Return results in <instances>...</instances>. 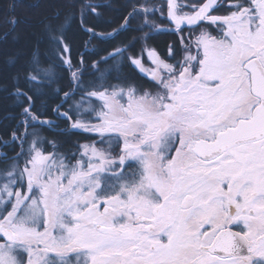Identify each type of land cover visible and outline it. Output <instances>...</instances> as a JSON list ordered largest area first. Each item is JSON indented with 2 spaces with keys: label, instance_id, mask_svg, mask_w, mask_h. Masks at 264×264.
Returning <instances> with one entry per match:
<instances>
[{
  "label": "snow or ice",
  "instance_id": "6c2138e0",
  "mask_svg": "<svg viewBox=\"0 0 264 264\" xmlns=\"http://www.w3.org/2000/svg\"><path fill=\"white\" fill-rule=\"evenodd\" d=\"M66 7L46 29L71 75L53 109L68 127L41 119L35 96L14 86L27 104L24 131L0 145L20 149L0 153V264H264V0H126L110 31L85 22L110 3ZM74 20L86 48L139 37L93 60L85 83L66 36ZM173 29L181 55L173 44L163 58L148 41ZM137 38L140 57L126 56ZM53 76L37 48L25 82L39 91ZM45 127L90 142L61 151Z\"/></svg>",
  "mask_w": 264,
  "mask_h": 264
},
{
  "label": "trees",
  "instance_id": "16d2710c",
  "mask_svg": "<svg viewBox=\"0 0 264 264\" xmlns=\"http://www.w3.org/2000/svg\"><path fill=\"white\" fill-rule=\"evenodd\" d=\"M159 1V0H155ZM68 0H0V145L5 141H11L12 132H23V127H18L21 112L27 102L22 105L17 102L13 95L14 86L18 83L30 95L35 96L34 112L39 113L41 119L55 121L60 129L68 127V121L65 119L57 120V114L53 109L63 100V93L70 91L71 75L67 67L59 59V55L54 51L53 47L47 43L46 25L49 23H60L64 15L69 11L66 7ZM102 3H110L111 8L103 10V16L94 19L89 16L86 18L88 26H95L98 31L108 30L117 27L121 22L120 16L123 12L122 5L126 0H100ZM14 5L11 12H8L7 6ZM57 15L59 18H57ZM159 16V13L157 14ZM10 17L16 20L15 26L9 24ZM136 22H134L135 25ZM163 24L166 25L165 20ZM7 33V36H5ZM160 44L156 46L158 51H163L166 41L171 37L169 34L153 33ZM66 36L71 46V58L74 65L80 64L81 55L87 62V71L84 73V81L87 83L92 78V62L98 60L100 56H104L112 47L123 41L128 44L133 37H139V33L129 31L122 35L117 41L98 44L96 40H92L88 48L85 42L88 41L89 35L82 31L78 20H74L66 29ZM175 43L174 41H170ZM149 45V41H148ZM144 47L143 42L137 40L131 44L130 51L125 55H135L140 57L141 50ZM39 49L40 58L45 67L52 66L54 76L52 83H46L39 91L29 87L25 82L24 72L29 67V61L34 50ZM143 62L146 61L145 53L142 57ZM105 66L101 65L103 69ZM124 73L139 78L140 74L136 72L130 63L125 62L123 65ZM19 75V80L13 78ZM144 79V78H143ZM145 81V79H144ZM78 99V97H77ZM71 103V102H69ZM69 108V104H64L61 111ZM41 135L48 139H55L61 145V151H67L75 148L79 144L89 143L88 134L77 133L75 135H59L57 129H49L45 127ZM19 145L10 144L9 147H0V153L6 152L9 157L14 156L18 152ZM5 165L0 162V168Z\"/></svg>",
  "mask_w": 264,
  "mask_h": 264
},
{
  "label": "flooded vegetation",
  "instance_id": "af4514ba",
  "mask_svg": "<svg viewBox=\"0 0 264 264\" xmlns=\"http://www.w3.org/2000/svg\"><path fill=\"white\" fill-rule=\"evenodd\" d=\"M155 2H162V0H159V1H155ZM165 22H166V25L165 26H167V25H169L168 24V22H167V20H166V15H165ZM158 33V32H157ZM160 33V35L161 34H169L170 35V39L168 40V41H166V43H165V45H164V49H163V51H158L157 50V46H156V40H157V37H154V35L152 34V38L149 40V46L150 47H152V48H154L156 51H157V53L159 54V55H161L163 58H168V53H169V45H175V47H176V50H177V54H178V56L179 55H181V53H180V44H179V37H178V35L176 34V32H175V30L173 29L172 31H167V30H165V31H160L159 32ZM185 38H187V36H185ZM170 41H174V42H176V44L175 43H172V42H170ZM155 42V43H154ZM160 42V40H157V44ZM158 45H161L162 46V44H158ZM145 57H146V61L144 62V64L146 65V66H150L151 65V62L149 61V59H148V57H147V54H146V52H145ZM134 67V66H133ZM137 72V71H136ZM138 73V72H137ZM139 74V73H138ZM145 79V81L146 82H149L150 83V81H147V78L145 77L144 78Z\"/></svg>",
  "mask_w": 264,
  "mask_h": 264
},
{
  "label": "water",
  "instance_id": "95a60500",
  "mask_svg": "<svg viewBox=\"0 0 264 264\" xmlns=\"http://www.w3.org/2000/svg\"><path fill=\"white\" fill-rule=\"evenodd\" d=\"M166 20H167V18H166ZM167 22H168V24H170V22L167 20ZM186 27V26H185Z\"/></svg>",
  "mask_w": 264,
  "mask_h": 264
},
{
  "label": "rangeland",
  "instance_id": "374dc122",
  "mask_svg": "<svg viewBox=\"0 0 264 264\" xmlns=\"http://www.w3.org/2000/svg\"><path fill=\"white\" fill-rule=\"evenodd\" d=\"M151 66V65H150Z\"/></svg>",
  "mask_w": 264,
  "mask_h": 264
}]
</instances>
